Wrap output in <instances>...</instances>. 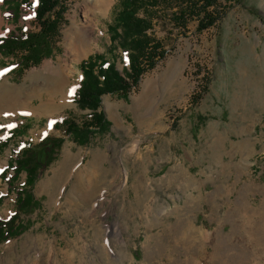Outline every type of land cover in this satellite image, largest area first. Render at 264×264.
I'll return each instance as SVG.
<instances>
[{
  "label": "rangeland",
  "instance_id": "obj_1",
  "mask_svg": "<svg viewBox=\"0 0 264 264\" xmlns=\"http://www.w3.org/2000/svg\"><path fill=\"white\" fill-rule=\"evenodd\" d=\"M63 6L49 58L17 75L20 58L0 55V85L9 90H68L60 110L0 114V140L30 126L0 155V173L26 145L64 140L32 190L40 208L20 215L28 224L22 235L0 243V264H264V0H219L220 19L202 31L195 18L172 21L175 2L159 4L150 35L164 57L126 97H101L110 128L85 147L54 126L87 120L89 111L74 103L81 61L102 54L120 73L128 64L118 49L109 51L118 0L102 13L88 11L85 0ZM6 16L0 0V38L39 29L32 8L21 6L16 23ZM87 20L99 37L75 58L70 34ZM76 177L84 186L91 180L89 196H79ZM0 193V219L7 220L14 195L1 180Z\"/></svg>",
  "mask_w": 264,
  "mask_h": 264
},
{
  "label": "trees",
  "instance_id": "obj_2",
  "mask_svg": "<svg viewBox=\"0 0 264 264\" xmlns=\"http://www.w3.org/2000/svg\"><path fill=\"white\" fill-rule=\"evenodd\" d=\"M65 1L37 0L33 8L29 0H3L7 7V22L16 23L24 5L34 10L39 27L37 32L30 33L15 29L0 38V55L20 58L15 72L17 75L52 55L64 22ZM168 2L178 5L177 11L171 14L174 23L183 25L190 18H195L198 31L212 27L221 16L219 0H118V10L107 29L112 45L109 51L118 49L124 54L128 68L120 73L114 60L102 54L90 55L81 61L79 68L82 77L75 90L74 103L78 109L89 111L87 120L77 124L65 118L54 125L57 129L63 127L64 134L71 137L76 145L85 147L95 135L108 133L110 124L100 110L101 97H126L137 86L141 76L164 57L166 52L161 42L152 38L150 31L157 20L154 11L159 4L167 5ZM29 128L28 124H22L9 131L0 140V155L15 136H23ZM63 142L62 138L48 137L36 145H26L20 152L12 153V158L0 173V180L6 184L7 192L14 195L16 212L7 220L0 219V243L18 238L28 229V224L20 219V215H28L40 208V202L34 198L32 190L41 170L54 161L55 151ZM41 157L42 160L39 159ZM22 175L24 181L19 183ZM3 200L4 196L0 193V206Z\"/></svg>",
  "mask_w": 264,
  "mask_h": 264
},
{
  "label": "bare ground",
  "instance_id": "obj_3",
  "mask_svg": "<svg viewBox=\"0 0 264 264\" xmlns=\"http://www.w3.org/2000/svg\"><path fill=\"white\" fill-rule=\"evenodd\" d=\"M85 1L87 3L88 11L97 10L101 13L107 9L110 3V0ZM87 27H91V30L94 34L88 35L87 31H85V28L87 29ZM72 31V34H70L72 36L69 40L70 44L68 47V52H70V54L75 58H83L93 50L94 44L97 43V38L99 36L96 33L92 23L88 20L86 22V26L84 27H79L78 24H75ZM50 70V68L47 69V71ZM9 89L10 88L7 86H3V84L0 85V114H12L14 112H24L29 114L41 113L43 110H60L68 104V90L65 84H63L60 88L58 86V89H53L49 86H45L44 88L40 89L35 88L30 91L24 87H17L11 90ZM34 100H38L36 105L33 103ZM76 169H78V167ZM73 174H75L74 171ZM90 181L91 180L89 179L86 186H84L85 183L83 178L76 177V185H80L77 189L79 190V196L82 198L89 196L93 190L91 184L89 183Z\"/></svg>",
  "mask_w": 264,
  "mask_h": 264
},
{
  "label": "snow or ice",
  "instance_id": "obj_4",
  "mask_svg": "<svg viewBox=\"0 0 264 264\" xmlns=\"http://www.w3.org/2000/svg\"><path fill=\"white\" fill-rule=\"evenodd\" d=\"M70 95L72 94V92L69 93Z\"/></svg>",
  "mask_w": 264,
  "mask_h": 264
}]
</instances>
